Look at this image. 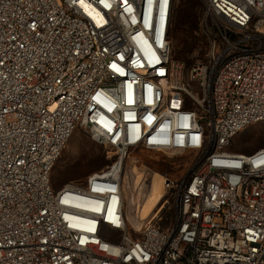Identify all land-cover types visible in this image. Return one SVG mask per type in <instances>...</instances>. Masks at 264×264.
<instances>
[{"label":"built area","instance_id":"obj_1","mask_svg":"<svg viewBox=\"0 0 264 264\" xmlns=\"http://www.w3.org/2000/svg\"><path fill=\"white\" fill-rule=\"evenodd\" d=\"M200 2L189 64L176 0H0V264H264V147L234 149L264 125V0ZM77 129L114 159L55 190ZM135 151L191 157L147 219Z\"/></svg>","mask_w":264,"mask_h":264},{"label":"rangeland","instance_id":"obj_2","mask_svg":"<svg viewBox=\"0 0 264 264\" xmlns=\"http://www.w3.org/2000/svg\"><path fill=\"white\" fill-rule=\"evenodd\" d=\"M176 4L177 11L172 26L175 59L189 64L205 61L209 39L201 31L203 4L200 0H176ZM234 143L235 150L246 153L264 147V125L249 127L235 138ZM131 158L139 160L138 170L135 169L136 173H140L143 167L154 172V179H158L160 188L159 196H154V199L160 198V200L163 194L162 176L168 175L181 179L191 161L189 155L173 157L162 153L143 151L132 152ZM113 159L114 154L111 150L95 141L86 131L77 129L53 170V188L59 190L68 183H83L91 174L108 167ZM151 195L149 199H151ZM144 206L141 214L144 211ZM167 209L161 213L162 221L169 216Z\"/></svg>","mask_w":264,"mask_h":264},{"label":"bare ground","instance_id":"obj_3","mask_svg":"<svg viewBox=\"0 0 264 264\" xmlns=\"http://www.w3.org/2000/svg\"><path fill=\"white\" fill-rule=\"evenodd\" d=\"M158 179L153 180V190H152V197L149 199L144 206V211L142 213V217L144 219H147L149 216H153V211L155 212L157 210V207L159 206V199H154V196H159L160 194V188L158 185Z\"/></svg>","mask_w":264,"mask_h":264},{"label":"trees","instance_id":"obj_4","mask_svg":"<svg viewBox=\"0 0 264 264\" xmlns=\"http://www.w3.org/2000/svg\"><path fill=\"white\" fill-rule=\"evenodd\" d=\"M176 6H177V4H176ZM176 11H177V8L175 7V10H174V16H173V22H174V17H175ZM172 39H173V38H172ZM172 54H173V52H172ZM173 59H175L174 55H173ZM175 60H177V59H175Z\"/></svg>","mask_w":264,"mask_h":264}]
</instances>
